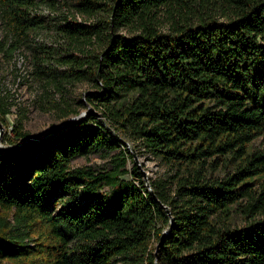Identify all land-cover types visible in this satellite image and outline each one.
Instances as JSON below:
<instances>
[{"label": "trees", "instance_id": "trees-1", "mask_svg": "<svg viewBox=\"0 0 264 264\" xmlns=\"http://www.w3.org/2000/svg\"><path fill=\"white\" fill-rule=\"evenodd\" d=\"M66 1L93 21L64 15L37 43L48 25L36 8L58 1L0 0V55L30 50L37 109L63 121L92 105L105 121L91 113L0 151V264H264V150L252 148L264 138V0ZM12 96L0 87L7 128ZM26 110L6 145L30 137ZM125 140L167 178L146 184ZM93 153L108 166H73ZM219 159L236 172L214 177Z\"/></svg>", "mask_w": 264, "mask_h": 264}, {"label": "rangeland", "instance_id": "rangeland-1", "mask_svg": "<svg viewBox=\"0 0 264 264\" xmlns=\"http://www.w3.org/2000/svg\"><path fill=\"white\" fill-rule=\"evenodd\" d=\"M58 4L56 8L49 7L45 4H41L36 8L38 13H41L47 19V27L42 30L39 34L35 36V40L37 43H52L56 38V30L55 25L56 22L62 20L64 15H69L71 17H76L78 21H90L92 19L87 18L86 16L75 12V10L66 4V0H57ZM40 2V0H39ZM93 21V20H92ZM91 22V21H90ZM163 32H169L168 23L164 22L161 27ZM119 33L129 34L128 30L122 28L119 30ZM4 31L0 21V38L3 36ZM0 55V87L6 90H10L12 98L15 103L12 107V112L7 115L9 128L5 127V131L3 137L6 135H10L13 129V126L16 123V119L22 115L23 108H27L26 114H24V130L30 133V137L34 134L42 131L48 126H52L54 124L60 123L61 120L55 118V116L51 113L43 112L37 109L34 106L33 96L34 91L37 88V85L32 81L24 80V76H28L32 71L31 64V53L27 48H21L15 54L13 60H7L5 58H1ZM89 87L87 83H81L76 88L75 97L78 100L82 98L83 91ZM92 105H87L84 107L82 113L87 111ZM93 113H97V115L104 119L100 111L92 107ZM3 139V138H2ZM127 141V140H125ZM21 140L18 141V143ZM6 142H0L1 145H6ZM128 145L131 146V151L134 155V163L139 167V170L142 172L146 184H150L151 180H159L161 178H167V175L171 173L170 166L165 165L160 159L155 158L149 152H142L141 154L138 152L137 148L131 141H127ZM252 148L255 150H264V138L260 137L253 142ZM134 163L131 161L128 163V169L130 171L133 170ZM217 164L221 166L218 169L210 168L209 171L213 174L214 177L222 178L228 173H235L234 164H229L228 162L218 160ZM88 165L92 167L104 166L107 167V160L100 156L98 153H93L89 157H78L74 160L73 166H82ZM123 178L129 179L131 175H125ZM257 194L262 191L261 182L262 180H257ZM106 187L104 190H108ZM67 194V192H66ZM68 195V194H67ZM67 195L63 196L66 197ZM249 199V198H243ZM67 199H61L58 197L57 199H53L50 207L55 211H58L62 207V203ZM248 201L245 200L243 203L246 204ZM69 204V202H68ZM242 206H238L236 211V222L239 226H243L245 224L244 215L240 211ZM158 242L154 241L152 244V248L155 249L158 246Z\"/></svg>", "mask_w": 264, "mask_h": 264}, {"label": "water", "instance_id": "water-1", "mask_svg": "<svg viewBox=\"0 0 264 264\" xmlns=\"http://www.w3.org/2000/svg\"><path fill=\"white\" fill-rule=\"evenodd\" d=\"M92 109L93 108L90 107L87 111H85L84 113H81V115H79L77 117H72L70 119L63 120L60 123L54 124L52 126H48L47 128L43 129L42 131L34 134L32 137H29L24 143H18L16 145H4V144L1 145L0 144V151L17 150V149L24 148L28 144L34 142L35 140L39 139L40 137H43V136L47 135L48 133H52V132L58 131L59 129H61L64 126L76 123L77 121L84 119L86 116H88L89 114L93 113ZM102 120L105 121L104 119H102ZM4 131H5L4 124L0 121V142L2 141ZM126 143H127V141H126ZM127 145H128V143H127ZM128 147H130V149H131V146L128 145ZM148 185H150V184H148ZM166 209L168 211H170L168 207H166ZM169 232H170V230L169 231L167 230L163 234L162 239H161L160 243L158 244L157 249L155 251L156 255H158V253H159L160 244L164 241L165 235L167 233H169Z\"/></svg>", "mask_w": 264, "mask_h": 264}]
</instances>
